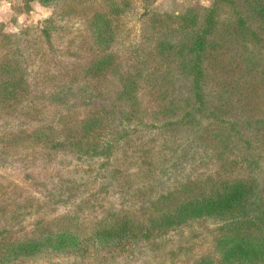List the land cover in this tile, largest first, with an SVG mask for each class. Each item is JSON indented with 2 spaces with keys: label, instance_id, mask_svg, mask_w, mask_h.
Returning a JSON list of instances; mask_svg holds the SVG:
<instances>
[{
  "label": "trees",
  "instance_id": "1",
  "mask_svg": "<svg viewBox=\"0 0 264 264\" xmlns=\"http://www.w3.org/2000/svg\"><path fill=\"white\" fill-rule=\"evenodd\" d=\"M38 1L51 5L63 0ZM221 2L234 6L230 17L234 26L227 43H216L213 50L228 54V58L232 55L227 65L239 70L244 80L235 87L241 88L240 95L232 91L231 97L213 92L206 79L207 42L210 32L218 35L211 29L217 30L220 22ZM241 3L254 11L251 20L255 27L249 16L238 10ZM196 14L195 9L187 8L178 16L180 24L193 25ZM201 15L204 27L211 29L190 32L192 42L188 43L185 35L175 41L156 38L158 56L176 55L169 81L175 85L174 75L180 72L185 75L183 87L189 82L187 96L179 98L183 102L180 112L170 118L158 116L157 122L143 116L140 73L112 49L118 32L110 26V18L102 13L93 15L88 37L98 50L97 57L77 74L71 70L51 79L50 89L35 96V101L56 111V126L47 123L16 129L14 135L22 137L16 141L42 142L43 157L54 169L82 172L87 177L81 175L77 181L74 176L79 173H75L50 178V200L64 203L73 196V186L85 193L95 181L100 189L108 187L107 193L128 202L121 201L101 216L73 210L54 218L41 217L30 228H25L21 218L11 220L0 226V264L65 251L82 258L92 253L94 257L110 249L139 245L155 232L179 231L206 220L216 223L212 251L188 264H264V159L255 153L257 144L249 135L250 129L264 134V0H219ZM30 72L19 71L13 58L0 65V103L31 90ZM107 97L116 101L115 110L103 101ZM169 106L167 103L165 109ZM177 106H172L171 115ZM178 131H185L186 138H179ZM10 143L18 147L26 142ZM201 149L210 153L209 160L219 169L206 174L200 171ZM186 166L189 172L179 177L178 185L171 186ZM44 168L48 166L44 164ZM237 168L245 174L230 175Z\"/></svg>",
  "mask_w": 264,
  "mask_h": 264
},
{
  "label": "rangeland",
  "instance_id": "2",
  "mask_svg": "<svg viewBox=\"0 0 264 264\" xmlns=\"http://www.w3.org/2000/svg\"><path fill=\"white\" fill-rule=\"evenodd\" d=\"M218 1L63 0L45 5L38 0H11L7 4L9 13L0 9V65L13 58L19 71L31 70L32 82V88L27 94L11 102L0 103V226L21 218L25 228H30L41 217L54 218L73 210L85 216H101L106 210L120 206L121 201L125 202L123 204L128 202L123 197L117 199L116 196H111L107 193L108 187L100 189L95 181L89 183L85 193L77 191L69 183L70 187L73 186V196L68 197L64 203L50 200L48 189L52 186L47 185L50 178L71 177L79 173L74 177L80 181L83 173L54 169L46 156L43 157L42 142L16 141L21 136L14 135L16 129L36 128L47 123L56 126V111L42 101H35V96L50 89L48 83L51 79L57 80L71 70L77 74L79 69L97 57L98 50L88 37L93 15L102 13L110 18V26L118 32V39L112 44V49L130 69L140 73L143 116L147 121L157 122L158 116L170 118L180 112L183 102L179 98L187 96L189 82L188 86L183 87L185 75L180 72L174 75L175 85L169 81V74L177 63L176 55L158 56L154 50L156 38L165 36L175 41L185 35L187 42H192L190 32L197 33L208 28L204 27L201 14L214 7V3ZM218 5L221 16L217 30L208 28L218 35L210 32L207 42L206 79L213 92L231 97L232 91L240 95L241 88L238 91L235 87L236 84H244V80L239 70L227 65L232 60V55L228 58V54L213 50V47L216 43H227L230 38L229 31L234 26L230 24V17L234 13V6L228 2ZM189 7L196 10L195 16L198 17L193 25L184 26L180 24L178 16ZM238 10L249 16L250 20L254 14L246 3H241ZM252 22L251 26L255 27L254 21ZM260 89L263 90L261 86ZM253 98L256 99L257 96ZM103 101H108L112 111L116 109L117 103L112 98L107 97ZM167 103L170 106L166 110ZM172 106H177L178 110L171 115L174 110ZM118 107L120 106L117 105ZM48 113L52 114L48 116ZM219 114L224 115L222 112ZM239 117L243 119L245 115L241 113ZM150 130H147L149 135L152 133ZM250 131L251 139L257 144L255 153H261L260 159L263 160L264 134ZM178 132L179 138H186L185 131ZM10 141L26 143L25 146L12 147ZM203 151L205 150L200 151V171L204 174L213 173L219 166L214 160H209L208 151ZM241 154L243 153L238 155ZM207 161L208 164H205ZM44 164L48 168H44ZM189 169L186 166L178 172L171 186L178 185L179 177L185 176ZM225 174L228 175V172ZM242 174L245 172L241 168L230 173L233 176ZM104 181L109 182L107 179ZM76 207L81 208L75 209ZM215 226L216 223L212 220L193 222L179 231L155 232L136 246L126 245L95 252L97 255L94 257L90 256L92 253L84 256L87 258H82L81 254L71 251L53 252L38 254L36 258L30 257L15 264H188L200 255L212 251L211 238Z\"/></svg>",
  "mask_w": 264,
  "mask_h": 264
},
{
  "label": "crops",
  "instance_id": "3",
  "mask_svg": "<svg viewBox=\"0 0 264 264\" xmlns=\"http://www.w3.org/2000/svg\"><path fill=\"white\" fill-rule=\"evenodd\" d=\"M10 2L11 0H0V9H2V11H5L6 13H9L10 8L8 9L7 4H10Z\"/></svg>",
  "mask_w": 264,
  "mask_h": 264
}]
</instances>
